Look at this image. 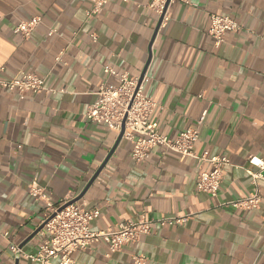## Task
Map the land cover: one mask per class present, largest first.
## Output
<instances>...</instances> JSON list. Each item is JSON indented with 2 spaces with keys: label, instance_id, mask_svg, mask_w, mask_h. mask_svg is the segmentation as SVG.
Here are the masks:
<instances>
[{
  "label": "crops",
  "instance_id": "obj_1",
  "mask_svg": "<svg viewBox=\"0 0 264 264\" xmlns=\"http://www.w3.org/2000/svg\"><path fill=\"white\" fill-rule=\"evenodd\" d=\"M156 1L110 0L92 14V0H0V80L34 73L50 90L22 98L0 85V264H35L29 255L44 236L32 235L48 204L79 197L100 211L95 231L142 216L156 222L120 251L101 241L74 253V264H133L138 255L144 264H264V180L258 208L230 204L257 189L251 172L261 169L250 159L264 162V0H167L163 13ZM213 15L240 28L216 43ZM34 17L41 22L29 38L14 32ZM108 68L145 72L161 133L176 139L198 128L197 155L231 160L217 196L199 191L195 157L155 148L138 163L130 140L116 145L115 130L86 118L98 89L119 84ZM35 180L40 197L29 190Z\"/></svg>",
  "mask_w": 264,
  "mask_h": 264
},
{
  "label": "built area",
  "instance_id": "obj_2",
  "mask_svg": "<svg viewBox=\"0 0 264 264\" xmlns=\"http://www.w3.org/2000/svg\"><path fill=\"white\" fill-rule=\"evenodd\" d=\"M94 5L92 14L100 13L110 0H92ZM167 0H157L151 7L163 13ZM41 22L40 17H34L20 22L14 32L23 39L31 36ZM240 25L229 16L213 15L209 30L216 43L223 40L228 31L238 30ZM107 72L119 80L118 85L104 84L96 92V99L85 113L87 119L107 125L110 129L121 133L125 127L123 138L132 142V158L138 162L146 161L155 148L162 152L174 151L182 156H193L197 160L199 191L217 196L223 179V171L231 165V160L223 155H209L195 153V145L199 140L198 128H188L173 139L158 130V126L150 121L156 103L146 97L140 78L131 77L128 73L118 74L108 68ZM0 85L10 91H16L22 98L26 93L49 92L42 77L34 73L22 72L11 80H0ZM250 162L258 166L259 172H251L256 191L248 197L231 202L237 208H258L262 196L259 192L258 181L264 180V162L252 157ZM210 164L209 169H204ZM31 195L40 197L43 189L38 181H33L29 187ZM71 200H63L59 205L48 204V213L43 222L41 232L43 243L35 254L29 258L35 264H74V253L92 249L93 245L104 241L110 253L120 251L124 246L137 241L141 235L149 234L156 222L142 216L136 222L121 223L117 227L95 231L91 228L92 221L100 214L98 208L88 209L84 205L74 202L61 209ZM185 218L161 219V224H180ZM17 250V249H16ZM143 256H135L133 264H144Z\"/></svg>",
  "mask_w": 264,
  "mask_h": 264
},
{
  "label": "water",
  "instance_id": "obj_3",
  "mask_svg": "<svg viewBox=\"0 0 264 264\" xmlns=\"http://www.w3.org/2000/svg\"><path fill=\"white\" fill-rule=\"evenodd\" d=\"M144 75H145V72H143V74L141 75L140 82H142V80H143V78H144ZM124 131H125V127H124V125H123V129H122L121 133L119 134V137H118V140H117L116 145L122 140L123 135H124ZM116 145H115V146H116ZM114 149H115V147H114ZM114 149H113V151H114ZM113 151H111V153H110V155L108 156V158L106 159V161H105V162L102 164V166L99 168V170L97 171L96 175H95L94 178L92 179L91 183L97 178V176L100 174L101 170L105 167V165H106L108 159L110 158V156L112 155ZM80 198H81V197H79V198L76 199V200H73V201L68 202V203H67L65 206H63L61 209L65 208L66 206H68V205H70V204H72V203H74V202H77V200H79ZM42 228H43V225H42L41 227H39V228L35 231V233L32 235V237L35 236V235H36V234H37Z\"/></svg>",
  "mask_w": 264,
  "mask_h": 264
}]
</instances>
